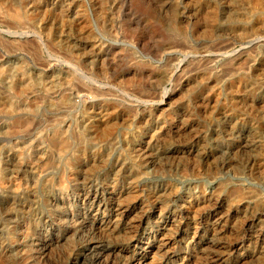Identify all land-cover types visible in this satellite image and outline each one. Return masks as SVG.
I'll return each instance as SVG.
<instances>
[{"label":"rangeland","instance_id":"1","mask_svg":"<svg viewBox=\"0 0 264 264\" xmlns=\"http://www.w3.org/2000/svg\"><path fill=\"white\" fill-rule=\"evenodd\" d=\"M163 4L167 5L162 8ZM14 12L22 14L23 20L15 21L12 16ZM82 20L87 22V34L79 28ZM209 20L211 22H208ZM263 23L264 0H0V72L7 70V76L4 75L7 78L0 79V101L8 94L9 101L13 102L12 106L16 108L14 113L0 112V177L5 180L13 176L11 170H15L12 166H14L15 153L20 152L18 150L22 152L20 157L25 158H22L17 172L19 178L23 177L24 186L22 185V189L14 196L0 197V264H73L90 241L99 242L97 245L99 247L102 244L106 245L105 247L117 246L126 237V234L122 235L125 233L124 230L120 233L123 237L118 236L119 238H114L115 233L110 236L101 230L104 236L100 234V229L92 218L97 217L96 219L100 220L110 216L108 206L121 193L125 198L127 195L130 196L128 198L130 204L138 205L130 211L128 218L134 221L143 217L145 220V224L143 223L137 230L139 232L137 238H143L144 243L152 242L155 247L158 240L155 238L165 227L162 224L164 218L159 216L160 211L155 212L154 209L156 206L161 209L162 204L160 205L159 202L164 201V205H170L174 210L167 219L172 222L170 228L163 231L166 235L164 237L169 241L159 250L161 252L157 250L152 251V254L148 252L144 264H235L236 258L240 256L246 257L244 264H264ZM97 49L103 55L96 53ZM70 50L80 54H89L91 51L90 55H92L90 57L87 55L85 58L93 63L90 62L87 70L84 69L80 61L69 55ZM105 61L109 63L111 61V64ZM97 64L104 65L105 73L94 86L97 85V88L99 86L101 90L99 93L107 92L106 95L90 94L89 98L86 93L68 88L69 90L64 92L68 93L74 102L61 104L58 95L53 102L50 94L46 93V95L43 91L51 77H58L60 73L69 70L71 74L74 73L72 78L74 82L77 81L75 83L83 81L88 87L91 85L90 80H86L90 72L88 69L97 68ZM159 68L174 72L177 79L161 87H142L140 80H144V77L147 80L146 76L150 77L151 72ZM15 74L16 76L20 74V77H15ZM24 77L28 78L30 83L35 80L36 84L42 83L39 84L41 91L34 92L35 94L30 92L29 87L25 86ZM112 77L114 80L111 79ZM13 78L21 80L19 82L22 86L21 96L5 90L4 83ZM126 78L137 82L124 83ZM207 78L215 82L210 79L208 81ZM185 80L188 81L187 88L184 87ZM247 82L253 84L249 85ZM215 84L217 85L214 87L210 86ZM205 88H214V97L216 96V100L212 97L211 102L215 101L208 105L209 109L208 107L202 109L197 103ZM74 93L76 95L72 97ZM49 102L57 104L59 108L48 106ZM138 102L140 107L129 108V104L134 106L133 104L138 105ZM248 102L254 107H250ZM88 104L92 108L88 110L89 112L86 110ZM224 105L228 108L226 109ZM155 107L160 110L158 113L150 117L143 116V111L148 112ZM97 114H104L107 115L105 117L112 119L115 123L114 129L101 127L98 131L95 129L92 131L90 125L94 119L89 116L93 117ZM240 115L245 116L240 117ZM8 124L13 128L8 127ZM62 128L63 131L66 128L65 133L67 137L69 136L70 151L68 150L67 154L61 157L62 159L57 160L47 148L45 140L56 130L61 132ZM150 137L154 138L152 141L155 140L154 144L152 143L154 146L152 150L145 147V142ZM161 139L164 141L163 144ZM248 141H255L254 150L244 147L249 143ZM136 145H138L139 157L144 161L141 165L130 160L131 151ZM42 147L43 151H41ZM168 149H175L176 155L166 153ZM41 157L43 160L47 159L44 163H49L50 159H53V162L40 171L42 174L39 179H34L29 176L28 168ZM196 158L197 161H194ZM26 164L29 165L25 166ZM70 172L73 174L71 175ZM62 179L65 185L60 191L57 185ZM87 190L90 191L92 198L85 201L81 194ZM121 190L122 192H119ZM125 191L131 192L123 195ZM100 193L102 204L98 205L95 204L93 197L100 196ZM200 193H204L207 199L203 201L197 199ZM121 195L120 198H123ZM59 196L62 197V201L54 203ZM247 198L254 203L250 206H253L252 208L247 207L248 215L245 210L242 212L243 207H237V204ZM238 200L240 202H236ZM95 209H98L97 212ZM52 219H60L62 222V228L59 226L60 229L58 228L53 234L49 226ZM252 219L255 220L254 223H250ZM93 226L95 229L89 228ZM63 229L65 231L69 229L67 235L66 232L62 234ZM32 234L36 240L32 238ZM206 238L208 240L211 238L210 240L214 242H211L209 247L198 248V243L208 241ZM42 243H49L51 248L46 247L43 251ZM122 243L124 242L119 244ZM133 245L134 243L129 244V249L132 250L108 258L109 264H136ZM37 248L42 249L40 250L42 253H38ZM95 252L94 250L90 253L93 258L88 253L78 264H96L94 254L97 252ZM41 254H45L42 256L44 258H40Z\"/></svg>","mask_w":264,"mask_h":264},{"label":"bare ground","instance_id":"2","mask_svg":"<svg viewBox=\"0 0 264 264\" xmlns=\"http://www.w3.org/2000/svg\"><path fill=\"white\" fill-rule=\"evenodd\" d=\"M171 1V0H170ZM198 2H200V1H198ZM246 2V1H245ZM256 2V1H255ZM166 3H168V2H166ZM262 3V2H261ZM177 4V3H176ZM182 4V3H181ZM200 4V3H199ZM202 4V3H201ZM6 5H7V3H6ZM167 4H163L161 7L162 8H164L165 6H166ZM8 6H10V5H8ZM173 6V5H172ZM200 6V5H199ZM201 7V6H200ZM205 7V6H204ZM189 8V7H188ZM191 8V7H190ZM195 8V7H194ZM169 8L167 7V10H168ZM209 9V8H208ZM203 10V9H202ZM210 11V10H209ZM208 11V12H209ZM10 12H12V11H10ZM62 12V11H61ZM207 12V13H208ZM212 12V11H211ZM216 12V11H215ZM24 14V13H23ZM215 14V13H214ZM218 14V13H217ZM205 15V14H204ZM12 16L14 17V19H15V21L17 20V21H21V19H22V14H20L19 12H14V13H12ZM25 16V15H24ZM96 16V15H95ZM207 16V15H206ZM209 18V17H208ZM213 18V17H212ZM216 18V17H215ZM218 18V17H217ZM222 18V17H221ZM100 19V18H99ZM205 19H206V17H205ZM210 19V18H209ZM228 19V18H227ZM242 19V18H241ZM23 20V19H22ZM101 20V19H100ZM216 20V19H215ZM222 20V19H221ZM213 21V20H212ZM245 21V20H244ZM208 22H211V20H209ZM217 22H219V21H217ZM66 23V22H65ZM87 22H86V20H82L81 21V27H79V28H81V31L85 34L86 32L88 33V30H87V24H86ZM216 24V23H215ZM264 24V23H263ZM214 25V24H213ZM223 25V24H222ZM89 26V25H88ZM175 26V25H174ZM210 26H211V23H210ZM218 26V25H217ZM263 27H264V25H263ZM68 28V27H67ZM217 28V27H216ZM61 29V28H60ZM158 29V28H157ZM208 30V29H207ZM217 30V29H216ZM250 31V30H249ZM261 31V30H260ZM66 32V31H65ZM59 33V32H58ZM81 33V32H80ZM86 33V34H87ZM240 33V32H239ZM60 34V33H59ZM82 35V34H81ZM240 35V34H239ZM242 35H244V34H242ZM246 35H248V34H246ZM162 36H164V35H162ZM230 36V35H229ZM232 36V35H231ZM244 37V36H243ZM64 38V37H63ZM81 38V37H80ZM87 39V38H86ZM241 39V38H240ZM31 40V39H30ZM84 40V39H83ZM2 41V40H1ZM97 42V41H96ZM252 42V41H251ZM71 44V43H70ZM78 44V43H77ZM93 44V43H92ZM24 45V44H23ZM30 45V44H29ZM87 46V45H86ZM90 46H91V44H90ZM93 46V45H92ZM96 46V45H95ZM4 47V46H3ZM15 47V46H14ZM16 47L18 48V46L16 45ZM98 47V46H97ZM19 48H21V47H19ZM92 48V47H91ZM94 48V47H93ZM16 49V48H15ZM90 49V48H89ZM98 49H99V47H98ZM97 49V52L96 53H98L99 52V50ZM100 49H101V46H100ZM217 49V48H216ZM12 50V49H11ZM20 50V49H19ZM28 50V49H27ZM72 50V49H71ZM69 51V55L72 57V58H76L77 59V61H80V63L82 64V66H83V68L84 69H86L87 67H89L90 66V62H92V61H90V62H88V60H90V59H88V58H85L87 55H88V57H90L91 55H90V52H89V54L88 53H74V52H72V51ZM92 50V49H91ZM53 51V50H52ZM75 51V50H74ZM80 51V50H79ZM84 51V50H83ZM82 50H81V52H83ZM93 51V50H92ZM94 51H96V50H94ZM101 51V50H100ZM86 52H88V51H86ZM103 52V51H102ZM242 52V51H241ZM1 53V52H0ZM99 53H101V52H99ZM94 54V53H93ZM106 54V53H105ZM170 54V53H169ZM213 54V53H212ZM96 55H98V54H96ZM101 55H103L102 53H101ZM108 55V54H107ZM95 58H96V56H94ZM168 57V56H167ZM170 57V56H169ZM236 57V56H235ZM244 57V56H243ZM109 58V57H108ZM108 58H106V59H108ZM75 59V60H76ZM97 59V58H96ZM95 59V60H96ZM101 59V58H100ZM103 59V58H102ZM169 59V58H168ZM206 59V58H205ZM94 60V59H93ZM105 60V59H104ZM111 60V59H110ZM207 61V60H206ZM73 62V61H72ZM105 62H107V61H105ZM240 62H241V60H240ZM93 63V62H92ZM96 63H97V61H96ZM107 63H109V62H107ZM247 63V62H246ZM77 64V63H76ZM100 64H102L101 62H100ZM111 64V61H110V63H109V65ZM169 64V63H168ZM198 64V63H197ZM205 64V63H204ZM98 65V64H97ZM108 65V66H109ZM72 66V65H71ZM81 66V67H82ZM100 66V67H99ZM105 66H106V64H105ZM195 66V65H194ZM5 67V66H4ZM11 67V66H10ZM13 67H15V65L13 66ZM70 67V66H69ZM77 67V66H76ZM246 67V66H245ZM2 69H4L3 67H1ZM223 68H225V67H223ZM230 68V67H229ZM235 68V67H234ZM247 68V67H246ZM65 69V68H64ZM162 69H163V67H162ZM237 69V68H236ZM14 70V69H13ZM19 70V69H18ZM66 70H67V68H66ZM71 70H72V68H71ZM76 70V69H75ZM87 70V69H86ZM110 70V69H109ZM205 70V69H204ZM229 70V69H228ZM83 71H85V70H83ZM88 71H90L89 72V74H90V76H89V74L87 75L88 77L86 78V80L88 79V80H90V82H91V85L90 86H88L87 87V85H85V82L83 83V81L82 82H79V83H75V82H77V81H73V76H74V73L73 74H71L70 73V70H69V72H62V73H60L59 74V76L58 77H54V78H52L50 75V77H51V79H50V81H49V83H48V85H47V87H46V89L45 90H43L44 92H45V94L47 93V94H50V96L52 97V100L53 99H55L56 98V96L58 95V99H60V101H62V103L61 104H66V103H73L74 101H72V99H70V97H69V95H68V93L67 94H65V92H64V90L66 91L68 88L70 89V88H73L74 90H76V92H81V93H86V95L88 94V96L90 95V94H94V96H96V95H102L101 93H99V92H101V90H99V86H98V88H97V85L96 86H94L95 84H97V80H99V78L100 77H102V76H104V73H105V69H104V65H98V67L97 68H89L88 69ZM243 71V70H242ZM11 72H13V71H10V73ZM87 72V71H86ZM210 72V71H209ZM253 72V71H252ZM24 73V72H23ZM79 73H81V72H79ZM83 73V72H82ZM109 73V72H108ZM179 73H181V72H179ZM185 73V72H184ZM192 73V72H191ZM203 73V72H202ZM9 74V73H8ZM137 74V73H136ZM149 74V73H148ZM222 74V73H221ZM4 75H6L7 76V70H2L1 72H0V79H4L6 76H4ZM10 75V74H9ZM20 75V74H19ZM19 75H17V76H19ZM22 75H24V74H22ZM77 75V74H76ZM121 75V74H120ZM147 75V74H146ZM186 75H187V73H186ZM189 75V74H188ZM203 75V74H202ZM12 76V75H11ZM16 76V74H15V77H17ZM81 76V75H80ZM79 76V77H80ZM110 76V75H109ZM176 74L174 73V72H171V71H166V69H164V70H161V68H159V70H156V71H153V72H151V76L149 77V76H146L147 77V80L145 79V77H144V80H140V81H142V82H140V84H141V86L142 87H147V88H151V87H161V85H163V84H168V83H171L174 79H177L176 77ZM178 76V75H177ZM20 77V76H19ZM22 77V76H21ZM106 77V76H105ZM138 77V76H137ZM180 77V76H179ZM185 77V76H184ZM199 77V76H198ZM203 77V76H202ZM7 78V77H6ZM18 78V77H17ZM30 78V77H29ZM142 78V77H141ZM205 78V77H204ZM214 78V77H213ZM248 78V77H247ZM20 79H22V78H20ZM32 79V78H31ZM35 79H37L38 80V78H35ZM76 79V78H75ZM103 79V78H102ZM112 80H114L113 79V77L111 78ZM122 79V78H121ZM138 79H139V77H138ZM143 79V78H142ZM199 79H200V77H199ZM198 79V80H199ZM208 79H210V78H207V80ZM220 79V78H219ZM24 83H25V86L26 87H29V89L31 90L30 92H32V93H36L37 91H41V89H40V87H39V84L40 85H42V83H39V84H36V80L35 81H33L32 83H30V81H29V79L28 78H26V77H24ZM118 80V79H117ZM146 80V81H145ZM179 80V79H178ZM187 80V79H186ZM186 80L184 81V82H186ZM190 80V79H189ZM194 80H196V78H194ZM200 80H202V81H204L202 78L200 79ZM211 80V79H210ZM210 80H208V81H210ZM116 81V80H115ZM124 83H132V82H134L135 80H133V79H127L126 78V80L124 79ZM212 81V80H211ZM214 81V80H213ZM212 81V82H213ZM243 81V80H242ZM4 82V81H3ZM19 82H21V80L19 81L18 79H16V78H13V79H11L9 82H8V80L6 81V83H4V87H5V90L6 91H10V93H13V94H15L16 96L19 94L20 95V93L22 92V86L20 85V83ZM88 82V81H87ZM86 82V83H87ZM135 82H137V80L135 81ZM139 82V81H138ZM179 82V81H178ZM212 82H211V84H212ZM215 82V81H214ZM213 82V83H214ZM228 82V81H227ZM237 82H239V81H237ZM111 83V82H110ZM174 83V82H173ZM192 83V82H191ZM200 83V82H199ZM230 83V82H229ZM245 83H246V81H245ZM248 83V82H247ZM22 84V83H21ZM88 84V83H87ZM177 84V83H176ZM185 84V86L184 85H182V86H184V87H186L187 85H188V81L186 82V83H184ZM201 85H202V83H200ZM199 84V85H200ZM240 85H243V84H241V83H239ZM239 84H237V86L236 87H238V85ZM249 84V83H248ZM253 84V83H252ZM252 84H249V85H252ZM55 85H56V87H59L60 86V88H56L55 87ZM217 84H215V85H210V86H216ZM44 86V85H43ZM196 86H197V84H196ZM202 86H204V85H202ZM201 86V87H202ZM206 86V85H205ZM209 86V85H208ZM207 86V87H208ZM248 86V85H247ZM1 87V86H0ZM25 87V88H26ZM53 87H55V88H53ZM121 87V86H120ZM200 87V86H199ZM230 87V86H229ZM243 87V86H242ZM244 87H245V85H244ZM24 88V89H25ZM44 88V87H43ZM183 88V87H182ZM187 88V87H186ZM197 88V87H196ZM233 88V87H232ZM240 88V87H239ZM247 88V87H246ZM252 88V87H251ZM251 88H250V90H251ZM256 88V87H255ZM23 89V90H24ZM28 89V88H27ZM68 89V90H69ZM113 89H115V88H113ZM191 89V88H190ZM213 89L214 88H205V91L201 94V92H200V94H201V96H200V98H199V100L197 101V103H199L198 104V107H200V108H202V109H207V107H208V105L210 104V103H214V101L216 100L215 98H216V96L214 97V91H213ZM215 89H219L218 87L216 88L215 87ZM229 89V88H228ZM238 89V88H237ZM244 89V88H243ZM242 89V90H243ZM257 89V88H256ZM91 90H93V91H91ZM111 90V89H110ZM197 90V89H196ZM27 91V90H26ZM71 91V90H70ZM107 91H109V90H107ZM147 91V90H146ZM197 91H199V90H197ZM201 91V90H200ZM243 91H245V89L243 90ZM253 93H254V91H253V89L251 90ZM251 91H249V93L251 92ZM44 92H42V93H44ZM57 92H59L58 94H57ZM63 92V93H62ZM217 91H215V93H216ZM229 93H230V91H228ZM233 92H234V90H233ZM232 91H231V93H233ZM237 91H235V93H236ZM241 92V91H240ZM34 93V94H35ZM107 93V92H106ZM106 93H104L105 95H106ZM109 93V92H108ZM114 93V92H113ZM143 93V92H142ZM142 93H141V96H142ZM145 93V92H144ZM199 93V92H198ZM223 93V92H222ZM246 93V92H245ZM263 93V92H262ZM30 94V93H29ZM38 94V93H37ZM46 94V95H47ZM79 94V93H78ZM103 94V95H104ZM188 94V93H187ZM217 94V93H216ZM219 94H221V93H219ZM238 94V93H237ZM242 94H244V92L242 93ZM255 94V93H254ZM253 94V95H254ZM258 94V93H257ZM256 94V95H257ZM264 94V93H263ZM8 95V94H7ZM7 95H4L2 98H1V101H0V106H1V109H0V112H2V113H14L16 110V108H15V106L13 107L12 106V103L9 101V97L7 96ZM40 95V94H39ZM42 95V94H41ZM74 95H76L75 93L73 94V96L72 97H75ZM80 95V94H79ZM78 95V96H79ZM82 95V94H81ZM108 95H110V94H108ZM107 95V96H108ZM147 95V94H146ZM234 95V94H233ZM236 95V94H235ZM239 95H240V93H239ZM246 95V94H245ZM21 96V95H20ZM87 96V97H88ZM91 96H93V95H91ZM218 96V95H217ZM221 96V95H220ZM230 96V95H229ZM232 96V95H231ZM236 96H238V95H236ZM244 96V95H243ZM247 96V95H246ZM258 96V95H257ZM257 96H251V97H257ZM142 97H144V95L142 96ZM212 97L215 99H213L214 101L213 102H211V99H212ZM39 98V97H38ZM89 98H90V96H89ZM93 98V97H92ZM96 98V97H95ZM198 98V97H197ZM225 98V97H224ZM242 98V97H241ZM240 98V99H241ZM243 98H246V97H243ZM248 98V97H247ZM57 99V100H58ZM100 99V98H99ZM218 99H220V98H218ZM218 99H217V102H219L218 101ZM232 99H234V98H232ZM239 99V100H240ZM251 99V98H250ZM15 100V99H14ZM93 100V99H92ZM229 100V99H228ZM231 100V99H230ZM236 100V99H235ZM235 100H234V102H235ZM261 100V99H260ZM259 100V101H260ZM24 101H26V100H24ZM55 100H53V102H54ZM196 101V100H195ZM194 101V102H195ZM251 101V100H250ZM249 101V102H250ZM15 102H17V101H15ZM30 102V101H29ZM35 102V101H34ZM39 102V101H38ZM140 102V101H139ZM139 102H138V105L137 104H133L134 106H132V105H130L129 104V108H132V107H140L139 106ZM147 102V101H146ZM185 102H186V100H185ZM216 102V103H217ZM226 102V101H225ZM231 102V101H230ZM233 102V101H232ZM244 102L246 103V100L244 99ZM248 102V103H249ZM264 102V101H263ZM58 103V102H57ZM96 103V102H95ZM136 103V102H135ZM141 103V102H140ZM192 103V102H191ZM220 103V102H219ZM227 103H229V102H227ZM247 103V104H248ZM261 103V102H260ZM16 104V103H15ZM59 104V103H58ZM97 104V103H96ZM179 104V103H178ZM196 104V103H195ZM237 104V103H236ZM244 104V103H243ZM251 103H249V105H250ZM256 104H258V103H256ZM27 105V104H26ZM48 105V104H47ZM57 104H53V103H50L49 102V105L48 106H50V107H54V109H55V107H57L56 106ZM60 105V104H59ZM89 105V104H88ZM88 105H86V107L88 106ZM93 105V104H92ZM91 105V106H92ZM103 105V104H102ZM113 105V104H112ZM211 105V104H210ZM222 105V104H221ZM259 105V104H258ZM261 105H262V103H261ZM28 106V105H27ZM187 106V105H186ZM194 106V105H193ZM197 106V105H196ZM214 106V105H213ZM228 106V105H227ZM236 106V105H235ZM241 106H243V105H241ZM244 106H245V104H244ZM248 106V105H247ZM90 107V105L88 106V108L86 109L87 111L89 110L90 111V109H92L91 107ZM100 107V106H99ZM98 107V108H99ZM113 107V106H112ZM115 107V106H114ZM128 107V106H127ZM171 107V106H170ZM224 107H225V105H224ZM237 107V106H236ZM239 107V106H238ZM250 107H254V105L252 104V106L250 105ZM256 107H257V105H256ZM262 107H263V105H262ZM37 108V107H36ZM35 108V109H36ZM57 108H59V107H57ZM102 108V107H101ZM125 108V107H124ZM128 108V109H129ZM180 108V107H179ZM199 108V109H200ZM210 107H208V109H209ZM226 108V107H225ZM225 108H224V111H226L225 110ZM228 108V107H227ZM226 108V109H227ZM230 108V107H229ZM240 108V107H239ZM258 108V107H257ZM111 109V108H110ZM137 109V108H136ZM197 109V108H196ZM218 109V108H217ZM220 109V108H219ZM218 109V110H219ZM223 109V108H222ZM260 109H261V107H260ZM30 110V109H29ZM53 110V109H52ZM57 110V109H56ZM85 110V111H86ZM118 110V109H117ZM149 110V109H148ZM229 110V109H228ZM227 110V111H228ZM231 110V109H230ZM240 110V109H239ZM242 110V109H241ZM251 110H252V108H251ZM250 110V111H251ZM254 110H256V108H254ZM32 111V110H31ZM88 111V112H89ZM93 111V110H92ZM105 111V110H104ZM108 111V110H107ZM111 111V110H110ZM127 111V110H126ZM160 110L157 108V107H155V109H152V110H150V111H148V112H146V111H143V116H147V117H150V116H153L154 114H156V113H158ZM249 111V110H248ZM260 111H262V110H260ZM62 112V111H61ZM82 112V111H81ZM124 112H125V110H124ZM162 112V111H161ZM196 112H198V111H196ZM235 112V111H234ZM40 113V112H39ZM102 113H104L105 114V112H102ZM127 113V112H126ZM132 113V112H131ZM140 113V114H141ZM181 113H183V112H181ZM210 113V112H209ZM258 113V112H257ZM264 113V112H263ZM103 114V115H104ZM110 114V113H109ZM201 114H203V113H201ZM200 114V115H201ZM239 114V113H238ZM249 113H247V115H248ZM251 114V113H250ZM252 114H253V112H252ZM11 115V114H10ZM61 115V114H60ZM89 115V114H88ZM95 115V114H94ZM93 115V117H90L89 116V118H93L94 120L91 122V124L92 125H90V126H92V128H93V130L92 131H95V130H97L98 131V129L99 128H101V127H104L105 129L107 128V129H110V128H113L114 126H115V123H114V121L112 122V119H110V118H108V117H105V116H107V115H100V114H97V116H94ZM122 115V114H121ZM131 115V114H130ZM184 115V117H185V114H183ZM209 115V114H208ZM207 115V116H208ZM218 115V114H217ZM264 115V114H263ZM12 116V115H11ZM142 116V115H141ZM156 116V115H155ZM206 116V115H205ZM230 116V115H229ZM243 116H245V115H240V117H243ZM119 117V116H118ZM157 117H159L158 116V114H157ZM166 117V116H165ZM181 117H183V116H181ZM187 117V116H186ZM192 117V116H191ZM232 117V116H231ZM261 117V116H260ZM12 118H13V116H12ZM14 118H17V117H14ZM86 118H87V116H86ZM85 118V119H86ZM114 118V117H113ZM116 119H117V117H115ZM120 118V117H119ZM169 118V117H168ZM167 118V119H168ZM201 118V117H200ZM254 118V117H253ZM259 118V117H258ZM31 119V118H30ZM156 119V118H155ZM166 119V120H167ZM171 120H172V117L170 118ZM174 119V118H173ZM183 119V118H182ZM188 119V118H187ZM206 119L208 120V117H206ZM252 119V118H251ZM264 119V118H263ZM42 120V119H41ZM89 120H91V119H89ZM115 120V119H114ZM204 120H205V118H204ZM249 120V119H248ZM253 121L255 120V119H252ZM24 121H26V120H24ZM30 121V120H29ZM140 121V120H139ZM176 121V120H175ZM208 121H210V120H208ZM20 122V121H19ZM87 122V121H86ZM89 122V121H88ZM167 122H168V120H167ZM171 122V121H170ZM204 122V121H203ZM207 122V121H206ZM222 122V121H221ZM227 122V121H226ZM21 123V122H20ZM26 123V122H25ZM78 123V122H77ZM83 123V122H82ZM174 123V122H173ZM195 123V122H194ZM207 123H209V122H207ZM216 123V122H215ZM253 123V122H252ZM251 123V124H252ZM258 123V122H257ZM27 124V123H26ZM25 124V125H26ZM73 124V123H72ZM135 124V123H134ZM199 124V123H198ZM203 124V123H202ZM255 124V123H254ZM9 125V124H8ZM14 125H17L18 126V124H14ZM21 125V124H20ZM24 125V126H25ZM89 125V124H88ZM170 125V124H169ZM180 125H182V124H180ZM179 125V126H180ZM247 125V124H246ZM11 126H12V123H11ZM17 126H14V127H17ZM22 126V125H21ZM27 126V125H26ZM42 126V125H41ZM57 126V125H56ZM61 126H63V124L61 125ZM65 126V125H64ZM71 126V125H70ZM226 126H227V124H226ZM248 126L250 127V124H248ZM8 127H10V125L8 126ZM7 127V128H8ZM30 127V126H29ZM67 127V126H66ZM69 127V126H68ZM174 127V126H173ZM217 127V126H216ZM242 127V126H241ZM255 127V126H254ZM5 128V127H4ZM11 128V127H10ZM13 128V127H12ZM11 128V129H12ZM28 128V127H27ZM26 128V129H27ZM76 128V127H75ZM166 128V127H165ZM179 128V127H178ZM195 128V127H194ZM196 128H198V127H196ZM10 129V130H11ZM17 129V128H16ZM19 129H20V127H19ZM18 129V130H19ZM23 129V128H22ZM32 129V128H31ZM90 129V128H89ZM95 129V130H94ZM114 129V128H113ZM125 129V128H124ZM171 129V128H170ZM177 129V128H176ZM176 129H174V130H176ZM250 129V128H249ZM7 130V129H6ZM14 130V129H13ZM36 130V129H35ZM112 130V129H111ZM173 130V131H174ZM189 130V129H188ZM248 130V129H247ZM177 131H178V129H177ZM199 131V130H198ZM228 131H230L229 129H228ZM227 131V132H228ZM50 132H52V131H50ZM66 132V128H65V130L63 131V128H62V130H61V132H57V130L52 134V136H50L47 140H45V142H46V144H47V148L48 149H50V152L51 153H53V156L55 155V157L57 158V160H59V158H61V157H63L64 155H66L67 154V152H68V150H69V148H70V144H69V136L67 137V134L65 133ZM168 132H169V129H168ZM9 133H11L12 134V132H9ZM28 133V132H27ZM36 133V132H35ZM45 133V132H44ZM43 133V134H44ZM96 133V132H95ZM148 133V132H147ZM162 133V132H161ZM167 133V132H166ZM173 133V132H172ZM175 133V132H174ZM231 133V132H230ZM251 133V132H250ZM13 134H15V133H13ZM12 134V135H13ZM17 134V133H16ZM169 134V133H168ZM171 134V133H170ZM169 134V135H170ZM182 134V133H181ZM232 134V133H231ZM245 134V133H244ZM2 135V134H1ZM102 136H103V134H101ZM228 135V134H227ZM239 135V134H238ZM250 135V134H249ZM4 136V135H3ZM28 136V135H27ZM74 136V135H73ZM93 136V135H92ZM179 136V135H178ZM251 136V135H250ZM13 137V136H12ZM79 137V136H78ZM149 137V136H148ZM152 137V136H151ZM151 137L148 139V141L147 142H145V147H148V149L150 148L151 150L154 148V146L152 145V143H153V141L155 142V140H153L152 141V139H154V138H152L151 139ZM171 137H173V136H171ZM170 137V138H171ZM192 137V136H191ZM225 137H228V136H225ZM244 137H246V136H243V138ZM249 137V136H248ZM255 137V136H254ZM254 137H252L253 139H254ZM257 137V136H256ZM71 138V137H70ZM157 138V137H156ZM228 138H230V137H228ZM46 139V138H45ZM106 139V138H105ZM113 139V138H112ZM214 139V138H213ZM212 139V140H213ZM231 139V138H230ZM234 139V138H233ZM248 139V138H247ZM256 139V138H255ZM108 140V139H107ZM162 141H161V144H163V139H161ZM166 140V139H165ZM226 140V139H225ZM246 140V139H245ZM114 141V140H113ZM168 141V140H167ZM170 141H172V140H170ZM237 141V140H236ZM240 141V140H239ZM30 142V141H29ZM40 142V141H39ZM166 142V141H165ZM200 142V141H199ZM219 142V141H218ZM241 142V141H240ZM249 142V141H248ZM255 142V141H254ZM254 142H249V143H247V144H245V146L244 147H247V149H249V150H254V148H255V145H256V143H254ZM31 143V142H30ZM92 143V142H91ZM191 143V142H190ZM202 143V142H201ZM243 143V142H242ZM154 144V143H153ZM165 144V143H164ZM31 145V144H30ZM40 145V144H39ZM74 145V144H73ZM135 145V144H134ZM140 145V144H139ZM173 145V144H172ZM228 145V144H227ZM258 145V144H257ZM165 146V145H164ZM167 146V145H166ZM243 146V145H242ZM23 147H24V145H23ZM31 147V146H30ZM76 147H78V146H76ZM169 147H170V145H169ZM160 148V147H159ZM162 148V147H161ZM160 148V149H161ZM167 148V147H166ZM176 148V147H175ZM257 148V147H256ZM259 148V147H258ZM75 149V148H74ZM145 149V148H144ZM160 149H159V151H160ZM163 149V148H162ZM220 149V148H219ZM237 149H238V147H237ZM241 149V148H240ZM261 149V148H260ZM29 150V149H28ZM140 150H143V149H140ZM151 150H148V151H151ZM158 150V149H157ZM175 150V149H174ZM173 149H168V150H166V153H171V155H176V152L174 151ZM198 150V149H197ZM201 150V149H200ZM6 151V150H5ZM18 151H20V152H18V153H15V160H14V166H12V167H14V169L15 170H11V174H13V176H11V177H9V178H7V179H3V178H1L0 177V197H10L11 195H15L16 193H18V190H20V189H22V185L24 186V179H23V177H20L19 178V176H17V172H19V165H20V162H21V160H22V158L23 157H20L21 156V154H22V152H21V150H18ZM32 151V150H31ZM41 151H43V147H42V150ZM70 151V150H69ZM145 151H146V149H145ZM229 151V150H228ZM245 151H248V150H245ZM132 154H131V156H130V160L132 161V162H139V163H137L138 165H141V164H143L144 163V161L143 160H141L140 159V157H139V154H138V152H139V149H138V145H136V146H133V149H132ZM141 152V151H140ZM144 152V151H143ZM190 152V151H189ZM192 152V151H191ZM190 152V153H191ZM214 152V151H213ZM254 152V151H253ZM253 152H251V153H253ZM256 152V151H255ZM37 153V152H36ZM35 153V154H36ZM43 153V152H42ZM75 153V152H74ZM84 153V152H83ZM156 153V152H155ZM187 153V152H186ZM206 153V152H205ZM227 153V152H226ZM34 154V153H33ZM44 154V153H43ZM42 154V155H43ZM93 154V153H92ZM148 154V153H147ZM158 154V153H157ZM235 154V153H234ZM254 154V153H253ZM31 155V154H30ZM42 155H40V156H42ZM52 155V154H51ZM83 155V154H82ZM81 155V156H82ZM119 155V154H118ZM142 155V154H141ZM230 155V154H229ZM237 155V154H236ZM26 156V155H25ZM29 156V155H28ZM72 156V155H71ZM88 156V155H87ZM90 156V155H89ZM124 156V155H123ZM238 156V155H237ZM30 157V156H29ZM43 157V156H42ZM42 157L36 162L35 160H33V161H35V162H33V163H31L30 164V161H29V164H26L25 166H28L29 165V168H28V174H29V176L30 177H32V178H34V179H39L40 177H41V170H44L46 167H47V165L51 162H53L52 160L53 159H50V162L49 163H44V161L45 160H47V159H45V160H43L42 159ZM83 157V156H82ZM90 157H92V155L90 156ZM182 157V156H181ZM234 157V156H233ZM256 157V156H255ZM31 158V157H30ZM46 158V157H45ZM55 158V159H56ZM77 158V157H76ZM75 158V159H76ZM23 159H25V158H23ZM38 159V158H37ZM62 159V158H61ZM68 159V158H67ZM92 159V158H91ZM90 159V160H91ZM154 159V158H153ZM230 159V158H229ZM235 159V158H234ZM57 160L55 161L54 160V162H57ZM74 160V159H73ZM89 160V159H88ZM87 160V161H88ZM93 160H94V158H93ZM145 160V159H144ZM78 161V160H77ZM86 161V160H85ZM194 161H197V158H196V160H194ZM202 161V160H201ZM252 161V160H251ZM260 161V160H259ZM70 162V161H69ZM69 162H67V163H69ZM116 162V161H115ZM24 163H25V161H24ZM35 163V164H34ZM50 163V164H51ZM71 163V162H70ZM88 163V162H87ZM91 163V162H90ZM134 163V164H135ZM8 164V163H7ZM10 164V163H9ZM66 164V163H65ZM86 164V163H85ZM67 165V164H66ZM80 165V164H79ZM149 165V164H148ZM254 165V164H253ZM115 166V165H114ZM22 167H23V165H22ZM113 167V166H112ZM26 168V167H25ZM24 168V169H25ZM263 168V167H262ZM23 169V168H22ZM139 169V168H138ZM25 171H27V170H25ZM71 171V170H70ZM258 171V170H257ZM74 172V171H73ZM77 172V171H76ZM26 173V172H25ZM68 173V172H67ZM71 173V172H70ZM20 174V173H19ZM73 173H71V175H72ZM103 174V173H102ZM70 175V174H69ZM112 175V174H111ZM46 176V175H45ZM56 176V175H55ZM138 176V175H137ZM29 177V178H30ZM71 177V176H70ZM74 177V176H73ZM109 178V177H108ZM133 178V177H132ZM110 179V178H109ZM28 180V179H27ZM123 180V179H122ZM127 180V179H126ZM34 181V180H33ZM36 181V180H35ZM104 181V180H103ZM112 181V180H111ZM59 183H58V187L57 188H59V190L61 191L64 187V180L62 179V180H60V181H58ZM38 183V182H37ZM115 183V182H114ZM117 183V182H116ZM104 184V183H103ZM113 184V183H112ZM72 185V184H71ZM111 185V184H110ZM114 185V184H113ZM28 186V185H27ZM53 186V185H52ZM109 186V184L107 185V187ZM56 188V189H57ZM70 188V187H69ZM66 189V188H65ZM86 189V188H85ZM97 189V188H96ZM99 189H101V188H99ZM200 189V188H199ZM94 190V189H93ZM110 190V189H109ZM198 190V189H197ZM66 191V190H65ZM98 191V190H97ZM97 191H95V192H97ZM100 191V190H99ZM111 191V190H110ZM114 191H115V189H114ZM20 192V191H19ZM77 192V191H76ZM83 192V191H82ZM94 192V193H95ZM105 192V191H104ZM113 192V191H112ZM119 192H122V190L121 191H119ZM131 192V191H130ZM130 192H127V191H125V192H123L124 194L123 195H127V194H129ZM22 193V192H21ZM93 193V192H92ZM113 193H115V192H113ZM209 193V192H208ZM96 194V193H95ZM109 195L111 194V193H108ZM122 194V193H121ZM121 194H118L117 196H116V199L111 203V204H109V203H107V204H109V206H108V209H109V212H110V216H108V217H106V218H104V219H100V220H98V219H96L95 217H93L92 219H93V222H95L96 224H97V226H98V229H100V231L99 232H101L100 234H103L104 232H105V234H107V235H113L114 233H115V235H114V238H117L118 236H120V233L121 232H123V230H124V234H122V235H125L126 234V237H124L120 242H124V243H122V244H119L120 242L119 241H117V242H119L118 244H117V246H114L113 245V247L111 246H107V247H105V246H103L104 244H102V242H101V244H102V246L101 247H99V246H97L98 244H99V242H96V241H90V242H88L87 243V245L86 246H84L85 247V249L83 250L82 248V254H80L79 253V257L77 258L76 257V259L74 260V263L73 264H78L80 261H82V258H84V257H86L87 256V254L89 253V255H90V253H92L94 250L97 252V254H94L93 256H94V260H95V262H96V264L98 263V264H109L110 262H108L109 261V259L108 258H110V257H114V256H118V254H120V253H122V252H125V251H128V250H132V249H129V244H131V243H134V245H133V250H134V252H133V257H135V258H137L135 261L137 262L136 264H144V262L146 261V258H147V255H148V252L149 253H151L152 251H154V250H157V251H159V250H161L162 249V247H164L167 243V241H169L166 237H164V236H166V235H164L163 234V231H167V228L169 227L170 228V225H171V220H167L168 219V216H169V214L171 213H173V211L174 210H172V208L170 207V205H164V201L161 203V202H159L160 203V205L162 204V207H161V209H159V206H156V209H154V211L155 212H157V210L158 211H160V215L159 216H161V218H164V223H162L163 224V226L165 227L164 229H163V231L162 232H160V234H158V236L155 238V239H158L157 240V245H156V247L154 246V245H152V242H143L142 241V239L139 237V238H137V234L139 233L137 230H139V227H141L142 225H143V223H144V218L143 217H139L137 220H130L129 218H128V215H129V213H131L130 211L131 210H133L135 207H137L138 205L136 204V203H134V204H130V202H128V198L130 197H128V195L126 196V198L125 197H123ZM132 194V193H131ZM23 195V194H22ZM21 195V196H22ZM120 195H121V197H123V198H120ZM213 195V194H212ZM251 195V194H250ZM162 196H164V194L162 195ZM81 197H82V199H84L85 201H87V200H91V194H90V191L89 190H87V191H84L82 194H81ZM101 193H100V196L99 195H95L94 197H93V200H94V202H95V204H100L101 203ZM109 197V196H108ZM215 197V196H214ZM18 198V197H17ZM54 198V197H53ZM105 198V197H104ZM107 198V197H106ZM253 198V197H252ZM82 199H80V200H82ZM108 199V198H107ZM110 199V198H109ZM124 199H127V201H124ZM197 199H200V200H206L207 199V197L204 195V193H200L199 195H198V198ZM243 199V198H242ZM241 199V200H242ZM245 199V198H244ZM103 200V199H102ZM240 200V199H239ZM236 201V202H240V201ZM4 201V200H3ZM7 201V200H6ZM5 201V202H6ZM10 201V200H9ZM62 201V197L61 196H59L56 200H55V202L54 203H60ZM83 201V200H82ZM105 201H106V199H105ZM16 202V201H15ZM21 202V201H20ZM81 202V201H80ZM104 202V201H103ZM109 202H111V201H109ZM137 202V201H136ZM174 202V201H173ZM7 203V202H6ZM84 203V202H83ZM88 203V202H87ZM159 203H158V205H159ZM167 203V202H166ZM165 203V204H166ZM170 203V202H169ZM252 203H253V201L251 200V199H248L247 198V200H244L243 202L241 201L240 203H239V205L237 204V207H243L244 209H242V212H243V210H245L244 212L247 214V211H249V209L247 208V207H250L251 205H252ZM8 204V203H7ZM102 204V203H101ZM254 204V203H253ZM92 205V204H91ZM105 205V204H104ZM224 205H225V203H224ZM6 206V205H5ZM12 206V205H11ZM180 206H181V204H180ZM184 206V205H183ZM229 206V205H228ZM235 206V205H234ZM21 207V206H20ZM84 207H85V205H84ZM217 207V206H216ZM232 207V206H231ZM253 207V206H252ZM252 207H250V208H252ZM13 208V207H12ZM22 208V207H21ZM88 208V207H87ZM103 208V207H102ZM106 208V207H105ZM180 208V207H179ZM184 208V207H183ZM189 208V207H188ZM198 208V207H197ZM235 208V207H234ZM19 209V208H18ZM90 209V208H89ZM88 209V210H89ZM104 209V208H103ZM103 209H102V211H103ZM185 209V208H184ZM232 209H233V207H232ZM237 209V208H236ZM235 209V210H236ZM12 210H14V209H12ZM96 210V209H95ZM94 210V211H95ZM98 210V209H97ZM97 210H96V212H97ZM107 210V209H106ZM188 210V209H187ZM257 210H260V209H257ZM183 211V210H182ZM231 211V210H230ZM251 211V210H250ZM14 212V211H13ZM17 212V209H16V211H15V213ZM69 212V211H68ZM186 212V211H185ZM223 212V211H222ZM241 212V211H240ZM256 212H258V211H256ZM255 212V213H256ZM90 213H92V212H90ZM101 213V212H100ZM9 214V213H8ZM11 214V213H10ZM86 214V213H85ZM94 214V213H93ZM105 214V213H104ZM182 214V213H181ZM16 215V214H15ZM102 215V214H101ZM100 215V216H101ZM158 215V214H157ZM227 215V214H226ZM248 215V214H247ZM20 216V215H19ZM91 216V215H90ZM93 216V215H92ZM106 216V215H105ZM220 216V215H219ZM244 216H246V215H244ZM250 216V215H249ZM252 216V215H251ZM86 218V217H85ZM158 218V217H157ZM129 219V220H128ZM133 219V218H132ZM146 219V218H145ZM221 219V218H220ZM259 219V218H258ZM224 220V219H223ZM247 220V219H246ZM11 221V220H10ZM159 221V220H158ZM162 221V220H161ZM254 221L255 220H251V222L250 223H254ZM262 221V220H261ZM90 222H91V220H90ZM245 222V221H244ZM73 223V222H72ZM92 223V222H91ZM207 223V222H206ZM218 223V222H217ZM226 223H227V221H226ZM62 222H61V220L60 219H52V221H50V223H49V226H50V231H51V233L53 234L56 230H58V228H59V226L61 227L62 225ZM68 224H70V223H68ZM94 224V223H93ZM145 224V223H144ZM161 224V225H162ZM244 224V223H243ZM73 224H71V226H72ZM174 225V224H173ZM179 225V224H178ZM253 225V224H252ZM255 225V224H254ZM25 226V225H24ZM70 226V225H69ZM234 226V225H233ZM249 226V225H248ZM260 226V225H259ZM258 226V227H259ZM172 227V226H171ZM174 227V226H173ZM172 227V228H173ZM231 227V226H230ZM242 227V226H241ZM247 227V226H246ZM29 228V227H28ZM27 228V229H28ZM62 228V227H61ZM89 228H94V226L93 227H89ZM60 229V228H59ZM65 229V228H64ZM63 229V232H62V234L64 233L65 234V232H66V235H67V231H69V229H67L66 231ZM74 229V228H73ZM95 229V228H94ZM162 229V228H161ZM231 229V228H230ZM263 229V228H262ZM97 230V229H96ZM95 230V231H96ZM104 231L103 233H102V231ZM142 230V229H141ZM146 230V229H145ZM27 231V230H26ZM72 231V230H71ZM144 231V230H143ZM143 231L141 232V233H143ZM158 231V230H157ZM161 231V230H160ZM73 232H75V230L73 231ZM98 232V233H99ZM149 232V231H148ZM220 232V229H219V231H218V233ZM19 233V232H18ZM28 233V232H27ZM113 233V234H112ZM154 233V232H153ZM164 233H166V232H164ZM173 233V232H172ZM189 233V232H188ZM217 233V234H218ZM47 234V233H46ZM45 234V235H46ZM58 234V233H57ZM59 234H60V232H59ZM63 234V235H64ZM105 234H103L104 236H105ZM130 234V235H129ZM155 234V233H154ZM215 234V233H214ZM24 235H26L25 234V232H24ZM44 235V236H45ZM121 235V236H122ZM255 235V234H254ZM35 236V235H34ZM48 236V235H47ZM120 236V237H121ZM140 236V235H139ZM153 236V235H152ZM168 236V235H167ZM201 236V235H200ZM217 236V235H216ZM216 236H214V237H216ZM256 236V235H255ZM36 237V236H35ZM123 237V236H122ZM199 237V236H198ZM211 237H213V236H211ZM32 238H33V234H32ZM37 239L39 238V236L38 237H36ZM44 239H45V237H43ZM49 238H50V236H49ZM63 238H64V236H63ZM119 238V237H118ZM145 238V237H144ZM218 238V237H217ZM23 239H25V238H23ZM30 239V238H29ZM33 239H35V238H33ZM32 239V240H33ZM44 239H43V241H44ZM107 239V238H106ZM207 239V238H206ZM211 239V238H210ZM209 239V240H210ZM220 239V238H219ZM26 240V239H25ZM24 240V241H25ZM36 240V239H35ZM42 240V239H41ZM54 240V239H53ZM108 240H110V239H108ZM116 240V239H115ZM203 240V239H202ZM208 240V239H207ZM206 241V240H204V241H201L200 243H198V248H200V249H202L203 247H209V244L211 243V242H214V241H212V240H210V241ZM224 240V239H223ZM23 241V242H24ZM49 241V240H48ZM59 241V240H58ZM58 241H56V242H58ZM153 241H154V239H153ZM218 241V240H217ZM18 243V242H17ZM26 243V242H25ZM39 243V242H38ZM41 243V242H40ZM52 243V242H51ZM86 243V242H85ZM109 243V242H108ZM155 243V244H156ZM10 244V243H9ZM24 244V243H23ZM27 244V243H26ZM25 244V245H26ZM43 245H42V249H43V251H44V249H46V247H47V249H49V247H50V244L49 243H42ZM53 244V243H52ZM51 244V245H52ZM56 244V243H55ZM63 244H64V242H63ZM25 245H24V247H25ZM33 245V244H32ZM31 245V246H32ZM41 245V244H40ZM54 245V244H53ZM213 245V244H212ZM1 246V245H0ZM30 246V247H31ZM145 246V247H144ZM54 247V246H53ZM33 248V247H32ZM51 248V247H50ZM56 248V247H55ZM27 249H28V247H27ZM42 249H40V250H42ZM54 249V248H53ZM165 249V248H164ZM163 249V250H164ZM215 249V248H214ZM227 249V248H226ZM29 250V249H28ZM28 250H26V251H28ZM38 248H37V251H39L38 253H42V251H40ZM205 250V249H204ZM9 251V250H8ZM53 251V250H52ZM202 251V250H201ZM29 252V251H28ZM34 252H35V250H34ZM33 252V253H34ZM46 252V251H45ZM49 252V251H48ZM79 252V251H78ZM95 252V253H96ZM159 252H161V251H159ZM199 252V251H198ZM220 253V252H219ZM1 254V253H0ZM36 254V253H35ZM34 254V255H35ZM76 254H78V253H76ZM130 254V253H129ZM132 254V253H131ZM130 254V255H131ZM152 254V253H151ZM203 254V253H202ZM206 254V253H205ZM8 255V254H7ZM43 255H45V254H41L40 255V258L43 256ZM47 255V254H46ZM154 255V254H153ZM21 256V255H20ZM31 256V255H30ZM91 256V255H90ZM248 256V255H247ZM26 257V256H25ZM112 257V258H113ZM24 258V257H23ZM34 258V257H33ZM42 258H44V257H42ZM73 258V257H72ZM72 258H70V259H72ZM91 258H93L92 256H91ZM29 259V258H28ZM69 259V260H70ZM74 259V258H73ZM72 259V260H73ZM88 259H89V256H88ZM107 259H108V261H107ZM131 259H132V257H131ZM254 259V258H253ZM6 260V259H5ZM45 260V259H44ZM62 260V259H61ZM134 260V259H133ZM201 260V259H200ZM225 260V259H224ZM259 260V259H258ZM32 261H33V259H32ZM36 261V260H35ZM93 261V260H92ZM91 261V262H92ZM1 262V261H0ZM30 262H31V260H30ZM61 262V261H60ZM65 262V261H64ZM130 262V261H129ZM234 262V261H233ZM246 262V257H244V256H240V257H238V258H236V263L235 264H244ZM259 262V261H258ZM4 263V262H3ZM23 263V262H22ZM29 263V262H28ZM63 263V262H62ZM81 263H83V262H81ZM249 263V262H248ZM2 264V263H1ZM20 264V263H19ZM27 264V263H26ZM31 264V263H30ZM35 264V263H34ZM64 264V263H63ZM127 264V263H126ZM133 264V263H132Z\"/></svg>","mask_w":264,"mask_h":264}]
</instances>
